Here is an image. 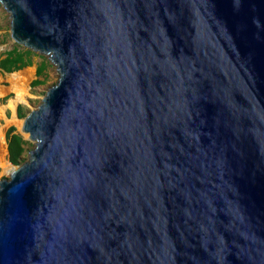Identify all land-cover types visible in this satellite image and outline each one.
Masks as SVG:
<instances>
[{"label": "water", "instance_id": "obj_1", "mask_svg": "<svg viewBox=\"0 0 264 264\" xmlns=\"http://www.w3.org/2000/svg\"><path fill=\"white\" fill-rule=\"evenodd\" d=\"M56 83L0 181V264H264V0H0Z\"/></svg>", "mask_w": 264, "mask_h": 264}, {"label": "rangeland", "instance_id": "obj_2", "mask_svg": "<svg viewBox=\"0 0 264 264\" xmlns=\"http://www.w3.org/2000/svg\"><path fill=\"white\" fill-rule=\"evenodd\" d=\"M9 26V15L2 5H0V60L2 57H4V53L6 51L15 48V46H19L12 40ZM19 47L25 49L24 47ZM31 60L34 64L41 63L46 69L43 75L37 79L38 81L42 82L41 85L35 87L31 86V82L36 79L33 69H26L22 72L14 73H5L0 71V114H2L5 109H10L13 111V119L6 121V125L1 123L0 126V134L3 136V146L5 148L4 161L0 159V161L3 163L0 164V181L9 177V172L5 171V168H7V166L13 165L9 161V155L6 149V141L4 140V136L6 135V139H8L9 133L11 135H19L22 137L23 141L26 142L24 145V153L22 154L20 162L17 164V166L24 163L28 158V152L32 149V143L29 142L27 136L20 131L21 123L31 110L37 108L46 91L56 83L58 78L56 68L51 65L47 57L33 53ZM17 74L26 75L27 79L25 80V85L22 88L24 100L18 103L15 107V110H13L11 107H9V102L13 100L17 90L11 82V77ZM8 115H10L9 110Z\"/></svg>", "mask_w": 264, "mask_h": 264}, {"label": "trees", "instance_id": "obj_3", "mask_svg": "<svg viewBox=\"0 0 264 264\" xmlns=\"http://www.w3.org/2000/svg\"><path fill=\"white\" fill-rule=\"evenodd\" d=\"M33 55V52L15 46V48L6 51L4 53V58L0 60V69L6 73L17 72L25 67L30 66L29 58ZM42 58V57H41ZM46 71L44 65H40L37 68V77H41ZM42 82L35 80L31 83L32 87L41 85ZM22 137L19 135H8V151H9V161L13 165H17L20 162V158L24 153V145Z\"/></svg>", "mask_w": 264, "mask_h": 264}, {"label": "bare ground", "instance_id": "obj_4", "mask_svg": "<svg viewBox=\"0 0 264 264\" xmlns=\"http://www.w3.org/2000/svg\"><path fill=\"white\" fill-rule=\"evenodd\" d=\"M26 79H27L26 75H22V74H17L11 77V82L17 90L15 97L13 98V100L9 102V107H11L13 110H15V107L18 103L24 100V95L22 94V88L25 85ZM21 127H22V123H21ZM21 127H20V131H21ZM4 157H5V148L3 146V136L0 134V159L4 161ZM0 164L3 163L0 161ZM12 170H13L12 166H7V168H5V171L9 173Z\"/></svg>", "mask_w": 264, "mask_h": 264}, {"label": "crops", "instance_id": "obj_5", "mask_svg": "<svg viewBox=\"0 0 264 264\" xmlns=\"http://www.w3.org/2000/svg\"><path fill=\"white\" fill-rule=\"evenodd\" d=\"M4 57H2L1 59H3ZM29 62H30V66L29 67H25V68H23V69H21V70H19V71H17V72H22V71H24V70H26V69H33L34 70V74H35V80H37L38 78H40V77H37V74H36V72H37V68L40 66V64H34L33 62H32V60H31V57L29 58ZM0 71H2L1 69H0ZM4 72V71H3ZM6 73V72H5ZM14 73V72H13ZM34 80V81H35ZM33 82V81H32ZM31 82V83H32ZM8 110L10 111V115H8ZM12 115H13V111L12 110H10V109H5L4 110V112L2 113V114H0V126H1V123L2 124H5L6 123V121H8L9 119L10 120H12L13 118H12ZM16 115H17V111H16ZM16 117V116H15ZM16 118H18V117H16ZM6 125V124H5ZM4 140L6 141V149H7V151H8V139H6V135L4 136ZM6 151V152H7ZM8 155H9V151H8Z\"/></svg>", "mask_w": 264, "mask_h": 264}]
</instances>
